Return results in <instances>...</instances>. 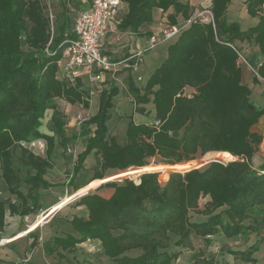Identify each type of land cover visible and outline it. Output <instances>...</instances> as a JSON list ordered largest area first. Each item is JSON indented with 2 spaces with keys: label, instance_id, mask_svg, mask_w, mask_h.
Segmentation results:
<instances>
[{
  "label": "trees",
  "instance_id": "trees-1",
  "mask_svg": "<svg viewBox=\"0 0 264 264\" xmlns=\"http://www.w3.org/2000/svg\"><path fill=\"white\" fill-rule=\"evenodd\" d=\"M0 0V179L15 200L0 199V234L6 226V214L24 218L40 210L39 190L52 184L46 179L53 167L56 147L64 153L78 136L66 133V117L57 103L78 104L87 109L91 88L83 79L73 82L58 77L62 51L75 38L74 22L90 0ZM126 12L116 30L136 37L150 38L141 28L153 22L152 11L172 10L166 26L187 21L194 8L189 0H122ZM231 0H211V21H192L166 49L165 58L140 87L131 75L126 76L128 95L139 115L146 105L153 107L156 124L130 120L125 141L119 144L109 135L108 121L119 88L105 80L97 96L95 114L80 124L85 139L69 174L72 194L91 181L103 179V173L123 172L129 168L149 166L151 159L159 165L192 162L197 156L226 152L235 160L211 161L203 169L172 172L165 183L158 172L145 171L134 182H108L112 194L81 195L77 207L86 216L69 221L77 237L54 236L43 244L44 252L72 253L88 240L100 242L101 254L112 264H172L180 251L192 249V237L209 238L222 234L226 238L264 229V214L244 225L254 208L264 209V161L254 167L252 157L258 152L262 135L252 127L264 115V107L250 102L251 90L241 82L237 43L252 44L264 58V0H244L248 16L257 23L245 30L228 25L226 12ZM84 7L79 9V5ZM24 37L28 50L21 48ZM264 80V59L256 68L253 84ZM192 89V95L184 90ZM264 95V83H263ZM48 133L41 131L42 121ZM42 141L44 156L25 147ZM93 154L96 166L90 180L76 182L85 170L86 158ZM187 169V168H186ZM23 174V175H22ZM23 184L26 193L19 188ZM206 199L202 208L199 201ZM199 217L192 221L191 215ZM225 218V223L222 218ZM261 240H264V236ZM37 245L33 236L30 249ZM139 250L136 257L126 255ZM256 245L245 251H229L244 261L254 262ZM193 264H214L200 252Z\"/></svg>",
  "mask_w": 264,
  "mask_h": 264
},
{
  "label": "rangeland",
  "instance_id": "rangeland-1",
  "mask_svg": "<svg viewBox=\"0 0 264 264\" xmlns=\"http://www.w3.org/2000/svg\"><path fill=\"white\" fill-rule=\"evenodd\" d=\"M55 4L56 1L52 0V9L54 8ZM79 6V9H81L84 7V4H80ZM234 7L238 9V0H234ZM190 18L202 22H209L211 20L210 8H203L199 12H195L193 10ZM184 22L186 21L181 20L178 23V26L181 27V30L187 27ZM240 23L241 25L243 24L242 22ZM119 32L120 31L118 30L115 31V36L113 37V41H111L112 45H108V47H112V50L114 51V53H111L110 48H108L112 56H117L118 54L120 55L121 53L127 50L126 48H129L125 47L128 42L126 41V35L120 34ZM126 33H128V31ZM176 38L177 37L169 41H165L162 44H157L154 49H151L150 51L143 54L145 63L143 64V66H141L139 72L134 71L135 80H133L137 86L140 87L143 83H145V81L149 77L148 71H150V69H152L151 71H153L160 65L163 59L162 57H160L162 56V50L164 48L167 49V47L172 44L176 40ZM20 40L21 48L25 51L28 50L27 46L25 45L23 36ZM239 53L243 59H246V61H249L250 63L254 61L256 56L255 53L243 51V47L239 48ZM238 63L241 67L244 65L240 60H238ZM127 75V69H121L114 73L113 78L111 80L119 88V94L114 98V106L111 109L110 119L108 121V129L109 135L113 136L119 144H122L125 141V130L130 120H133V122L135 123L142 122L147 124H156V122L154 121L153 107L151 104L146 105L145 109L147 113L145 115H139L133 111L134 106L131 97L128 95L126 89L127 86L125 78ZM137 76H141L142 80H138L136 78ZM84 86L86 88H91V91L94 88H92V85L89 81H84ZM250 90L251 104L257 108L264 107L263 89L258 84H253L250 85ZM184 94L192 95L193 90L186 88L184 90ZM97 96L98 93L93 92V94H89L90 100L87 109L81 107L78 104L70 105L64 102L63 100L57 101L60 110L64 113L66 117V133L68 135H77L78 138L75 144H70L68 146V149L64 153H62L63 150L61 148H55L53 156V167L47 170V173L45 175V179L50 184H52V186L47 190H39V202L41 207L40 210L37 213L31 214L30 216L24 218L17 217L13 220V222L7 223V221L5 220L6 226L4 227V231L0 234V239L17 235L20 231L26 229L28 226L33 224L38 219V217L44 214L45 211H47L50 207L61 202L64 198L70 197L72 195V188L69 187L68 183L70 179L69 174L72 170L73 165L75 164L77 154L83 150L85 141V139L80 136V124L84 119H87L88 117L95 114L97 109ZM49 115L50 112L46 113V116L42 121V125H44V127L41 128V131L44 133H48V128L47 126V129L45 128V124L47 122V119L49 118ZM261 129H264V121H262ZM24 146L29 148L35 154L44 156V143L42 141H33L30 143H26ZM263 152L264 150L260 149L259 152L252 157L251 161L254 167H257L264 161L262 155ZM211 161H221L226 163L231 160H226L216 154H208L202 157L197 156L196 159L192 161L191 166L187 169L172 168L169 165H164L161 166L162 168L159 167L151 171L158 172V180L161 184H163L167 181L169 174L172 172H182L188 169H203ZM95 166V157L93 156V154H90L84 162L85 170L82 171V173L76 179V182L90 180ZM155 166H159V163L158 160L154 158L150 160L149 167ZM132 169L136 168L133 167L129 168L128 170ZM115 173L117 172H105L103 173V177H108ZM139 175L141 174L132 177H124L119 181L112 182L122 183L125 179L137 182ZM105 184H102L97 189L91 190L89 192L107 198L112 194L113 190L109 187H106ZM19 189L23 193H26L27 191V187L23 184L20 185ZM0 199H10L12 201L15 200V197L8 193L1 179ZM78 199L67 202L49 220H47L46 223L38 227L34 232L14 242L3 245L0 244V264H13L18 259H26L27 253L30 252L29 246L33 240V236L37 238V243H40L42 240L44 243V240L48 241L54 236H64L66 234H71L77 237V234L73 232L69 221L75 215L82 217L86 216V210L83 207L76 206V202L78 201ZM204 202L205 199H201L199 201V208L203 207ZM262 214H264V209L254 208L249 213L248 219L244 222V225L252 223V220L254 218H257ZM7 216L8 214H6V217ZM191 220L198 221L199 217L192 214ZM222 221L225 223L226 219L223 217ZM220 236V239H217L218 236H216L215 239H209V242H206L202 238L192 237V249H181L174 247V238H172L171 245L167 251L169 253H174L177 251L181 252L179 256L180 259L178 258L177 260L173 261L172 264H192L191 261H193V259L197 257L200 252H202L203 256L206 258H213V262L216 264H264V240H261L264 236V229L255 232L246 231L243 234H239L230 238H226L222 234ZM227 240H232L230 246V248H232L231 250L228 249L229 245L227 244ZM85 242L86 243H84L78 251H73L71 254H66L69 258L68 264H112L101 254V249L99 250L97 243L88 241ZM253 245H256L257 247V250L251 255V258L254 260V262L244 261L243 259H240V257H238L237 259H233L235 261L233 262L232 258L235 256L228 253L229 251H245ZM139 254V250H133L128 252L126 255H128L129 257H136Z\"/></svg>",
  "mask_w": 264,
  "mask_h": 264
},
{
  "label": "built area",
  "instance_id": "built-area-1",
  "mask_svg": "<svg viewBox=\"0 0 264 264\" xmlns=\"http://www.w3.org/2000/svg\"><path fill=\"white\" fill-rule=\"evenodd\" d=\"M125 6L122 0H90L88 8L78 13L73 28L75 38L70 40L62 51L59 62L60 79L73 82L75 78H81V74L84 73L92 88L94 87L90 94L99 93L107 76L113 78L114 73L121 69L136 71L143 54L153 49L158 43L177 37L182 31L178 25L164 24L159 38L151 36L144 48L123 60L114 61L103 52L101 43L107 31L120 23ZM194 20L190 18L184 24L188 26ZM237 54L238 60L248 65L239 51Z\"/></svg>",
  "mask_w": 264,
  "mask_h": 264
},
{
  "label": "crops",
  "instance_id": "crops-1",
  "mask_svg": "<svg viewBox=\"0 0 264 264\" xmlns=\"http://www.w3.org/2000/svg\"><path fill=\"white\" fill-rule=\"evenodd\" d=\"M189 4L194 8L195 12H199L203 8L209 9L211 6V0H189ZM263 9H264V7H263ZM171 11L172 10L170 9L167 12H162L159 9H154L152 11L153 22L150 25H147V26L141 28V32L149 31L152 33V35L159 38L160 32H161L163 25H164V21L166 20V16H167V14L171 13ZM125 12H126V6H125L124 13ZM249 17L250 16H248V14L246 12L244 0H238V9H236L234 7V0H231L230 4L228 5L227 12H226V21L230 27L235 28V29L240 28L241 30H245L248 27L254 26L257 23V18H251V17L249 18ZM178 21L180 22L179 18H178ZM240 22H242L243 24L241 25ZM115 31H117L116 27L112 26L111 29L107 31V33H106V35L103 38L102 43H101V47H102L103 52L105 54H107L108 56H110L112 58V60H114V61L123 60V59L131 56L137 50L142 49L147 45L148 38H146V37H136L135 35H133L132 33H129V32L128 33L119 32L120 34L126 35V41H128V42H127L125 47H129V48H126L127 50L124 51L123 53H121L120 55L118 54L117 56H112L110 54L108 48H110L111 53H114V51L112 50V47H108V45H110V46L112 45L111 41H113V37L115 36ZM162 43H164V42H160L158 44H162ZM236 46L239 48L243 47V51L255 53V55H256L255 59L252 63L247 61L248 65H243L241 67V82H242V84L246 85L250 89V85H253L252 78L255 75V70L261 64V62L263 61L264 58L262 57V55L258 51V48L254 47L252 44L237 43ZM162 51H163L162 56H160V57H162L164 59L165 54H166V49L164 48ZM163 59H162V61H163ZM130 63H131V61H130ZM144 63H145V60L142 56L141 61L139 63V66L136 69V72L137 71L139 72V70L141 69V66H143ZM151 70L152 69H150V71H148V76H150V74L154 71V70L153 71H151ZM127 72H128V74L131 75L132 79L135 80V76H134L135 73L131 69H127ZM58 77L59 78L61 77V69H59V71H58ZM139 77L142 80L141 76H137L136 78L138 79ZM81 78L83 79V82L84 81L88 82L87 81L88 79L84 73L81 74ZM110 79H112V78L107 76V80H110ZM259 80H260V83L258 85L263 89L264 80H262L260 78H259ZM255 108H257V107H255ZM262 121H264V115H262L259 118L258 122L252 127V131L257 132L260 135H262V142L259 145L258 152L260 149L264 150V129H261ZM262 155L264 158V152L262 153ZM75 199H78V198H74L72 200H75ZM205 201H206V199H205ZM57 211H55L46 220H44L43 224L46 223L47 220H49ZM16 218H17V216H13V217L7 216L6 221H7V223L13 222V220ZM43 224H40L38 227H40ZM31 226H32V224L30 226H28L26 229L20 231L17 235H15L13 237L0 239V244L3 245V244L14 242L20 238L27 236L28 234H30L32 232H34L38 228V227H36L32 230H29V228ZM24 231H27V232L24 235L19 236L20 233H23ZM220 235L221 234L213 235L209 239H211V238L215 239L216 236H218L217 239H220L221 238ZM2 241H5V242H2ZM46 241L47 240H44V243ZM88 242L97 243L99 250L101 249L99 241L88 240ZM44 243H43V240L40 243H37V245L33 249H30V252L27 253L26 259H24V260L18 259L13 264H68L69 258H68V255H66L68 253L58 251L61 254H63L62 258H58L56 253L47 254L46 252H44V249H43ZM84 243H86V242L78 244L74 251H78L80 249V247L83 246ZM231 243H232V240H227V244L229 245L228 249H230V250L232 249V248H230ZM240 250H243V249H240ZM69 254H71V253H69ZM233 259H237V258L233 257L232 260ZM233 262H235V261L233 260ZM191 263L193 264V261H191ZM214 264H216V263H214ZM257 264H259V263H257Z\"/></svg>",
  "mask_w": 264,
  "mask_h": 264
},
{
  "label": "bare ground",
  "instance_id": "bare-ground-1",
  "mask_svg": "<svg viewBox=\"0 0 264 264\" xmlns=\"http://www.w3.org/2000/svg\"><path fill=\"white\" fill-rule=\"evenodd\" d=\"M31 145H32V143H31ZM208 154H216V155H218V156H220V157H222V158H224L226 160H235L236 159L235 157H232L230 154H228L226 152H211V153H207L205 155H208ZM191 164H192V162H187V163H182V164H178V165H173V166H170V167L186 169V168H189L191 166ZM161 166H164V165H159V166H155V167L146 166V167H143V168H136V169H132V170H126V171H123V172L115 173V174H113L111 176H108V177H104L101 180L91 181L87 186L79 189L78 191L74 192L70 197L64 198L61 202L57 203L56 205L52 206L47 211H45V213L40 215L38 217V219L34 222V224H32V226L29 228V230H32V229L38 227L40 224H43L44 220H46L55 211L60 210L70 200H72L74 198H77L79 196L81 197V195L85 194L86 192L88 193L91 190L97 189L102 184H105V183H108V182H112V181H119V180H121L124 177L136 176L138 174H142V172L155 170L156 168H159ZM26 232L27 231H24L23 233H20L19 236L24 235ZM2 242H5V241H2Z\"/></svg>",
  "mask_w": 264,
  "mask_h": 264
},
{
  "label": "water",
  "instance_id": "water-1",
  "mask_svg": "<svg viewBox=\"0 0 264 264\" xmlns=\"http://www.w3.org/2000/svg\"><path fill=\"white\" fill-rule=\"evenodd\" d=\"M238 30H239V29H238ZM132 168H133V167H132ZM142 173H143V172H142ZM86 194H87V193H86ZM86 194H83V195H86ZM83 195H82V196H83Z\"/></svg>",
  "mask_w": 264,
  "mask_h": 264
}]
</instances>
